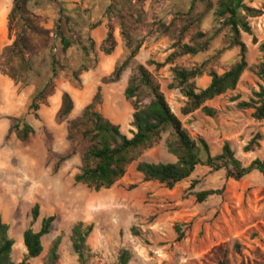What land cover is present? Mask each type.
<instances>
[{
    "label": "rangeland",
    "instance_id": "374dc122",
    "mask_svg": "<svg viewBox=\"0 0 264 264\" xmlns=\"http://www.w3.org/2000/svg\"><path fill=\"white\" fill-rule=\"evenodd\" d=\"M41 1L44 5L39 13L51 29L58 16L57 7L47 0ZM57 1L82 3L92 10L93 21L102 20V26L92 32L99 63L82 74L80 85L62 75L55 95L41 108L39 117L28 112L34 87L20 90L0 71V219L10 226L9 234L15 241L14 262L23 263L27 255L24 233L30 228L40 231L44 219L56 216L50 235L43 238L44 253L28 264H46L50 248L59 237L62 239L59 264H79L71 238L74 226L81 222L94 225L88 240L92 252L90 264H120L123 251L131 254L129 264H219L224 260L228 264H264V176L258 172L235 181L227 180L224 171L215 173L200 166L190 179L169 190L157 183L144 182L134 164L116 186L96 192L75 184L82 167L79 153L62 164L57 174L53 173L57 160H49V149L57 156L69 153L68 122L79 117L93 102L100 87V112L120 126L129 138L134 130V110L125 97L132 69L118 83L103 84L127 56L117 24L112 30L117 44L114 53L106 56L102 51L110 31L108 20L102 18L108 0ZM246 3L262 11L261 16L249 19L253 35H241L248 50L249 68L235 91L206 104L215 111L213 118L202 110L183 115L186 98L179 89H170V85L174 82V69L204 67L203 76L194 82L198 89H206L211 84L212 72L222 75L239 61L240 49L230 47L228 31L217 23L214 12L205 14L195 31L212 38L211 46L195 57L169 62L175 52V40L156 33L158 22L170 25L176 21L180 30L192 16L204 13L205 8L198 6L196 13L190 15L189 0H145V23L132 27V33L144 40L137 63L152 73L172 112L191 138L205 139L213 155L220 154L229 143L236 157L249 167L255 160L264 161V121L253 117V109L244 110L239 105L252 103L264 89L256 71L263 61L264 0H246ZM13 5L14 0H0V52L15 41L9 34ZM193 33L186 36L185 43H190ZM70 56L71 65L77 66L80 54L74 51ZM157 64L164 66L158 68ZM64 93L73 98L75 110L67 120L59 121ZM14 119H23L35 129L27 142H20L15 134L8 135ZM166 138L147 150L140 161L176 162L165 147ZM255 139L253 150L247 152L246 147ZM208 190H219L222 194L203 204L197 203L195 194ZM36 205L40 206V218L32 225L31 214Z\"/></svg>",
    "mask_w": 264,
    "mask_h": 264
},
{
    "label": "trees",
    "instance_id": "16d2710c",
    "mask_svg": "<svg viewBox=\"0 0 264 264\" xmlns=\"http://www.w3.org/2000/svg\"><path fill=\"white\" fill-rule=\"evenodd\" d=\"M188 13L194 15L198 6L205 8L204 13L192 16L185 21L180 30L177 22L170 25L158 22L156 33L172 36L175 40V52L168 59L198 56L207 52L212 38L202 32H195L201 25L205 14L214 12L217 23L229 34L231 48L240 49V58L227 72L219 75L212 72L211 84L206 89H198L195 80L204 74V67L194 69H174V82L170 89H179L186 98L183 115L189 116L202 110L213 118L215 111L206 106L208 102L235 91L244 73L248 70V50L241 40L242 33L253 35L249 19L262 15V11L247 5L246 0H189ZM55 4L58 16L53 28H47V22L39 13L42 11L41 0H14L13 9L9 15V34L15 37L12 45L0 52V71L12 80L20 90L34 87L30 98L28 112L38 116L39 111L58 89V81L62 75L80 85L82 74L97 67L99 63L96 42L92 32L102 26V20L93 21L92 10L82 3H72L57 0H47ZM145 0H108L107 8L102 15L108 20L110 29L102 51L111 56L116 48L113 35L115 24L121 29V34L127 49V56L119 63L113 74L103 80V84L118 83L128 69H132L125 97L131 103L134 114V128L129 138L121 131L120 126L112 123L99 110L102 99V88L98 89L93 102L85 107L81 115L68 122V141L71 150L65 156H57L49 149V160H57L53 173L57 174L65 162L77 154H81L82 167L75 177L76 185L86 186L96 192L109 190L121 182L129 169L137 164V172L143 176L146 183H157L166 189L173 190L182 182L190 179L200 166L208 167L213 172L224 171L227 180L241 181L254 172L264 176V161L255 160L249 167L236 157L231 145L226 143L218 155H213L209 144L203 138L194 140L184 129L182 122L172 112L160 85L152 73L143 65L137 63L144 40L132 27H140L145 23ZM195 32V33H193ZM193 33L190 43H185L186 36ZM77 51L80 60L77 66L71 65V52ZM263 61L256 67L257 75L264 82V45L261 46ZM164 65L157 64L158 68ZM252 103H242L241 109H253V117L264 121V89L256 95ZM146 98V99H145ZM149 99V102L146 100ZM75 110V103L69 93L62 97L58 120L65 121ZM15 124L9 130V136L15 134L20 142H27L35 133V129L23 119H14ZM164 136L165 147L169 154L176 158L174 163H148L140 161L143 154L158 144ZM259 139V136L256 138ZM246 147L253 150L257 140ZM222 191L208 190L195 194L197 203L203 204L211 197L221 195ZM32 225L40 218V206L32 209ZM57 217L50 216L43 220L40 231L28 229L23 236L27 249L25 260L38 259L44 253L43 238L50 235ZM180 231V229H178ZM10 226L0 219V264H16L13 260L15 241L9 234ZM94 231V225L78 223L72 230V247L78 256L79 264H90L92 252L88 240ZM135 235H138L134 230ZM62 239L59 237L52 244L47 263L59 264V249ZM131 254L123 251L119 263L129 264ZM219 264H228L221 261Z\"/></svg>",
    "mask_w": 264,
    "mask_h": 264
}]
</instances>
